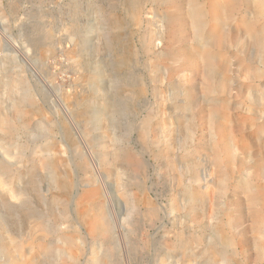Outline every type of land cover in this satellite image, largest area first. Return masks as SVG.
I'll return each instance as SVG.
<instances>
[{
  "label": "rangeland",
  "instance_id": "374dc122",
  "mask_svg": "<svg viewBox=\"0 0 264 264\" xmlns=\"http://www.w3.org/2000/svg\"><path fill=\"white\" fill-rule=\"evenodd\" d=\"M263 12L0 0V264H264Z\"/></svg>",
  "mask_w": 264,
  "mask_h": 264
},
{
  "label": "bare ground",
  "instance_id": "6f19581e",
  "mask_svg": "<svg viewBox=\"0 0 264 264\" xmlns=\"http://www.w3.org/2000/svg\"><path fill=\"white\" fill-rule=\"evenodd\" d=\"M263 5V4H262ZM264 13V12H263Z\"/></svg>",
  "mask_w": 264,
  "mask_h": 264
}]
</instances>
